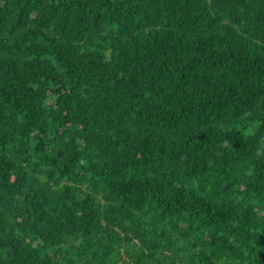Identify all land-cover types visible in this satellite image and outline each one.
Listing matches in <instances>:
<instances>
[{"label": "trees", "instance_id": "16d2710c", "mask_svg": "<svg viewBox=\"0 0 264 264\" xmlns=\"http://www.w3.org/2000/svg\"><path fill=\"white\" fill-rule=\"evenodd\" d=\"M0 264H264V0H0Z\"/></svg>", "mask_w": 264, "mask_h": 264}]
</instances>
